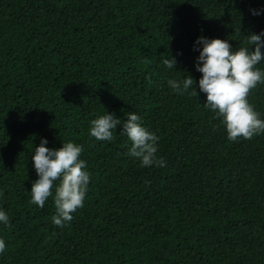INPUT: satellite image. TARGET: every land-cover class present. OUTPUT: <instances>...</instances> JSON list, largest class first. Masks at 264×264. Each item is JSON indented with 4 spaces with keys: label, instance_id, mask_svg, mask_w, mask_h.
Masks as SVG:
<instances>
[{
    "label": "trees",
    "instance_id": "obj_1",
    "mask_svg": "<svg viewBox=\"0 0 264 264\" xmlns=\"http://www.w3.org/2000/svg\"><path fill=\"white\" fill-rule=\"evenodd\" d=\"M264 0H0V264H264V132L229 140L194 68L198 35L245 46ZM175 57L172 69L162 58ZM257 67L264 68V61ZM190 74L180 94L168 79ZM196 91V92H195ZM248 102L264 118V82ZM106 110L155 132L164 165L129 141L88 134ZM82 144L87 191L58 227L52 196L31 202V154ZM59 181H54V185ZM54 194V187L52 189Z\"/></svg>",
    "mask_w": 264,
    "mask_h": 264
},
{
    "label": "clouds",
    "instance_id": "obj_2",
    "mask_svg": "<svg viewBox=\"0 0 264 264\" xmlns=\"http://www.w3.org/2000/svg\"><path fill=\"white\" fill-rule=\"evenodd\" d=\"M249 11L260 15L264 6ZM245 37V46L236 48H232L227 38L198 35L193 42V49L198 51L194 68L201 73L197 84L200 92L205 94L203 106L220 118L229 140L238 137L248 139L264 132V118L247 99L249 90L264 82V68L257 67L264 61V29L249 32ZM161 63L172 69L176 60L170 54L162 58ZM193 83L190 74L167 80L171 90L180 94L190 88L195 90ZM126 117L121 119L104 110L88 121V134L97 141H112L113 130L119 124L120 133L130 142L127 147L129 156L138 159L140 166H163L164 160L156 155L158 135L143 125L142 117L136 112L129 111ZM47 143V138L40 137L31 154L36 179L31 182L30 199L37 207H43L46 198L52 196L55 212L51 222L61 227L82 206L89 172L86 161L80 158L82 144L67 140L57 148L46 147ZM57 180L59 183L54 185ZM8 223V214L0 207V224L7 226ZM5 246L4 239L0 237V252Z\"/></svg>",
    "mask_w": 264,
    "mask_h": 264
}]
</instances>
